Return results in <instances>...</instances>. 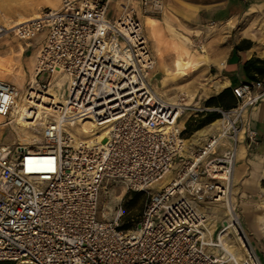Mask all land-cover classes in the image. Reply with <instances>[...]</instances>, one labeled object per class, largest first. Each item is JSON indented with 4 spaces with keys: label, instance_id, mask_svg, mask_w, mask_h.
I'll return each mask as SVG.
<instances>
[{
    "label": "built area",
    "instance_id": "2783aa9c",
    "mask_svg": "<svg viewBox=\"0 0 264 264\" xmlns=\"http://www.w3.org/2000/svg\"><path fill=\"white\" fill-rule=\"evenodd\" d=\"M112 2L62 0L38 19L0 24V40L42 37L28 103L57 90L64 78L62 101L30 121L41 124L42 141L0 145V262L263 264L236 211L233 177L240 145L256 141L249 113L264 100V82L233 88L236 103L229 109L184 107L182 94L174 103L158 97L151 85L156 60L133 3L156 13L163 0H126L118 13ZM21 93L0 80L4 123ZM189 110L218 114L205 128L219 124L196 143L197 131L187 139L179 126ZM81 115L107 131L102 143L96 135H76ZM172 171L173 180L149 196L135 228L121 230L118 217L98 218L107 183L140 192ZM211 206L223 210L218 228Z\"/></svg>",
    "mask_w": 264,
    "mask_h": 264
},
{
    "label": "rangeland",
    "instance_id": "374dc122",
    "mask_svg": "<svg viewBox=\"0 0 264 264\" xmlns=\"http://www.w3.org/2000/svg\"><path fill=\"white\" fill-rule=\"evenodd\" d=\"M61 1L0 0V24L31 18L39 15L45 9H57ZM125 2L126 0H113L111 9L119 10V5ZM218 2L220 0H163V10L156 13H145L138 3H133L136 15L142 24L149 47L156 60L155 77L151 80V85L158 97L176 102L182 94L185 96L184 104L186 103L187 107L192 109L216 108L206 105V101L210 97L217 96L215 95L217 90L210 88L217 77L212 68L208 72V64L209 57L211 59L217 58L219 62L223 61L224 34H221V29H225V27L231 25L234 35H244L246 31H248L247 35L254 33L255 38L246 36L252 39L253 51L258 54L264 52V0L252 1L250 9L236 21H228L229 23L220 21V19L211 22L203 21L200 11ZM147 20L148 28L145 26ZM41 42L42 37L40 35L33 37L28 42L19 41L12 36L2 38L0 40V58L3 60V64L11 70L10 75L1 76L0 80L19 87H27L29 79L33 76L35 58ZM27 44L29 46H26ZM176 61L182 63L181 67L186 76L171 80L176 71ZM203 61L205 64L202 63ZM63 79L57 80V90L52 88L58 102L62 101L60 89ZM209 113L210 111L205 110L196 113L189 110L181 116L180 122L185 121L188 116V123L190 127L194 128ZM0 122V145L15 148L20 145L39 144L42 141L40 137L41 124L29 127L21 121H16L11 122L10 126H4L3 120ZM79 125L80 127L76 129V135L78 134L81 138L90 140L91 137L95 136V133L97 136L100 134L97 131L89 132L81 122ZM205 127L206 125L197 130L193 129L194 131L185 137L190 139L191 134ZM195 138L199 137L195 134ZM188 144L187 141L185 145L188 146ZM236 164L239 167V163ZM171 173L170 179L174 177V171ZM246 178L247 174L237 185L233 182V200L251 245L264 264V189L259 185L256 188L244 190L242 182ZM167 183L164 177L153 183L145 191L140 192L127 191L119 183H107L100 194L98 218L100 220H112L118 217L119 227L134 225L133 228H135L149 196L166 186ZM133 194H139L134 203L132 202L134 201ZM208 211L212 218H218L216 223L218 228L220 225L219 217L223 216V210L221 207L211 206ZM257 233H260V236Z\"/></svg>",
    "mask_w": 264,
    "mask_h": 264
},
{
    "label": "crops",
    "instance_id": "0c3cea01",
    "mask_svg": "<svg viewBox=\"0 0 264 264\" xmlns=\"http://www.w3.org/2000/svg\"><path fill=\"white\" fill-rule=\"evenodd\" d=\"M252 1L254 0H220L217 4L209 5L201 10L200 15L205 22H211L215 19L226 22L236 21L250 9ZM145 26L148 28V20ZM232 28L233 27L230 25V27L221 29V34H224V44L222 45L223 61L219 62L217 58L211 59V57H209L208 72L212 68L217 77V80L211 85L218 86L220 84H225L222 88L214 89L217 90L215 95L227 89L232 90L242 83H250L257 80H262L264 82V74L260 75L255 70L256 67L262 68V65L257 64L256 61L264 62V52L258 54L256 51H253L251 46L252 39L246 37L252 36V38H255V34L250 33V35H247L248 31H246L244 33L245 36L234 35ZM229 38L231 39L228 40ZM249 61L251 62V67L246 68L245 64ZM202 63L205 64L204 61ZM10 70L9 67L3 64V60L0 58V77L3 75H10ZM156 73L161 74L160 72ZM175 78L178 77L173 73L171 80ZM17 87L19 89H24L18 85ZM185 105L187 106L186 103ZM0 120L2 119L0 118ZM188 120V116L182 123L179 120V126L185 129ZM249 127L256 133V141L251 144L242 143L240 145L236 158V163H239V167H237L236 164L233 177V182L237 185L239 181L243 179V176L247 174V178L242 182L244 190L253 189L261 185V180L264 177V100L258 102L251 109L249 113ZM204 130V133H206L207 128ZM201 131H203V129ZM258 231H260V229H258ZM257 234L260 236V233Z\"/></svg>",
    "mask_w": 264,
    "mask_h": 264
},
{
    "label": "bare ground",
    "instance_id": "6f19581e",
    "mask_svg": "<svg viewBox=\"0 0 264 264\" xmlns=\"http://www.w3.org/2000/svg\"><path fill=\"white\" fill-rule=\"evenodd\" d=\"M39 18V15H36L34 17H31V18H27V19H24V20H20V21H15V22H7V23H3V25L5 27H8V28H11V27H15V26H18L20 24H23L25 22H28V21H31V20H35V19H38ZM228 22V21H227ZM229 23V22H228ZM37 36V35H36ZM26 46H29L28 44ZM181 64L180 62H176L175 63V68H176V71H175V76L178 77V78H182L184 76H186V74L183 72L182 70V67H181ZM185 64V63H184ZM34 73L33 72V76H32V79L30 78L29 79V82H34ZM28 82V83H29ZM225 84H220L218 86H215V85H211L210 88L212 89H219V88H222L224 87ZM17 87V86H16ZM18 88V87H17ZM19 89V88H18ZM22 93H21V96H20V99L19 101L17 102V105L12 113V118H11V121L9 123H4V120H3V125L4 126H10V123L11 122H22L25 126H29V127H32V126H35L36 124H34V122H30L32 120H36L38 119L39 117L43 116V118L45 117V115H48L51 113L52 111V105L55 104V103H58V99L57 97L55 96V94L53 93L52 91V88L46 93L44 94L46 97L42 98L40 97L41 101L40 100H37L36 102H27V91H26V88L24 89H19ZM155 94L158 96V94L155 92ZM167 101V100H166ZM170 102V101H169ZM174 103V102H172ZM182 106L184 107H187L185 104H182ZM197 109H200V108H197ZM88 118L85 117V115H81L79 120L83 126H85L87 128V130L89 132H100L101 129H98V127L96 125H94L91 121H87ZM79 122V123H80ZM219 124L218 121L214 122L212 125H210L209 127H207V132L208 133L210 131V128L212 127H215ZM18 127V126H17ZM14 128V127H13ZM205 129V128H204ZM203 129V131H198L196 133V136H199L202 137L204 135H206L205 130ZM22 131V130H21ZM204 133V134H203ZM203 134V135H202ZM94 135H96V141L97 143H102L103 140L105 139L106 135H107V131L106 130H103L102 133L100 132V134L97 136V133H95ZM92 138V137H91ZM193 141H195V143L199 140V139H196L195 137L192 138ZM91 140V139H90ZM187 141L184 142V148H186L187 146L185 145ZM171 172H168L167 174H165L162 178H166L167 180V184L168 185L172 180L170 179L171 176H172V173L170 175ZM161 178V179H162ZM160 179V180H161ZM159 181V180H158ZM157 182V181H156ZM155 183V182H154ZM165 187V186H164ZM211 225L213 226L214 225V221L212 220L211 221ZM211 226V227H212Z\"/></svg>",
    "mask_w": 264,
    "mask_h": 264
},
{
    "label": "trees",
    "instance_id": "16d2710c",
    "mask_svg": "<svg viewBox=\"0 0 264 264\" xmlns=\"http://www.w3.org/2000/svg\"><path fill=\"white\" fill-rule=\"evenodd\" d=\"M257 64H261L262 68L256 67V71L260 74L263 75L264 74V62L262 61H256ZM246 68L251 67V62H247L245 64ZM236 101L232 95V92L230 89L224 90L223 92H221L220 94H218L217 96L214 97H210L207 101H206V105L208 107H216V108H223V109H229L231 107H233L235 105ZM216 119H218V114L215 112H210L209 115L206 116L205 119H203V121H200V123L196 126V127H190V124L187 122L186 127H185V134L190 133L191 131L200 129L201 127H203L204 125H208L211 122L215 121ZM194 129V130H193ZM188 130V131H187ZM261 187L264 189V177L261 180ZM139 194H133V199L134 201H132L133 203L136 201V199H138ZM134 225H123L120 226L119 228L121 230H130L133 229ZM0 264H14L11 262H0Z\"/></svg>",
    "mask_w": 264,
    "mask_h": 264
}]
</instances>
